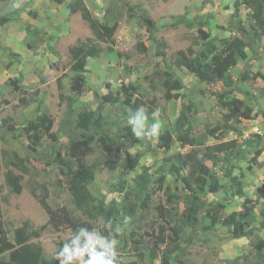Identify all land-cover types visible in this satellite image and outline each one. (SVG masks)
<instances>
[{"label": "rangeland", "instance_id": "1", "mask_svg": "<svg viewBox=\"0 0 264 264\" xmlns=\"http://www.w3.org/2000/svg\"><path fill=\"white\" fill-rule=\"evenodd\" d=\"M72 1L19 0V8L13 7L16 0L0 3V225L9 240L15 242V231L29 222L32 231L40 232L29 243L55 259L74 230L70 223L52 221L40 205L42 198L53 211L87 220L73 202L67 176L49 162L51 134L57 135L67 160H71L69 136L89 134L95 139L85 161L97 167L89 186L94 204L104 198L107 206L118 208L116 226L125 215L131 217L116 237L122 264H151L153 249L154 264H164L165 259L168 264H264L252 245L253 240L264 239L262 201L257 197V188L264 184V37L256 40L253 35L252 9L244 0H84L102 24L118 23L111 44L99 41L80 13L70 12ZM144 14L157 25L153 35L142 23ZM184 16L192 27H171ZM201 22L218 40L240 37L249 45L248 58L232 70L235 85L230 100L215 95L224 91L222 82L203 83L180 64L182 53L189 56L205 47L198 32ZM87 39L103 52L87 60L86 85L77 96L71 88L75 73L70 49ZM171 74L185 85L171 92L176 98L167 97L165 83L173 80ZM232 99L251 108L252 117L234 116L228 104ZM141 105L150 121L151 113L159 109L160 134L150 141L125 129L129 112ZM97 111L102 112L100 126L85 129L83 117L92 118ZM182 113L190 117L194 146L177 139L175 127ZM33 125L39 128L33 130ZM166 132L175 141L160 148ZM187 155L208 157L207 165L221 186L218 193L192 194L173 174L176 165L195 185L197 175L191 172ZM144 167L153 175L147 202L135 183ZM8 171L21 177L20 194L7 186ZM231 174L240 178L246 197L257 203L254 239L234 238L206 214L220 202L226 208L216 210L217 217L242 210L245 199L234 195ZM194 201L201 209L196 225L187 220ZM92 224L109 232L102 216ZM1 257L8 260L9 254Z\"/></svg>", "mask_w": 264, "mask_h": 264}, {"label": "trees", "instance_id": "2", "mask_svg": "<svg viewBox=\"0 0 264 264\" xmlns=\"http://www.w3.org/2000/svg\"><path fill=\"white\" fill-rule=\"evenodd\" d=\"M11 0H0V3H6ZM58 3H62L63 0H54ZM244 5L248 6L253 11L254 25L252 26L253 35L256 40H262L264 37V0H244ZM68 8L72 14L80 13L82 18L87 21L91 29L94 31L96 38L99 41L106 43H114V35L118 28V23L110 25L109 23L102 24L96 19L84 0H73ZM240 12V5H235V13L238 16ZM142 23L147 27V30L153 35L157 31L156 23L147 15L142 16ZM185 24L187 27H192L193 22L186 16L176 19L171 27L177 28L180 25ZM204 23H200L199 36L206 42L205 47L198 53H191L189 56L182 53L180 64L186 67L190 73L194 74L201 82L206 84H214L216 82H222L225 86L223 92L215 94L220 99L230 100V96L234 93L233 87L235 85L232 70L239 64L240 61L248 58L247 48L248 43L240 37L226 38L218 40L216 37H212L210 33L205 31ZM258 28L260 30H258ZM157 44V41H155ZM103 49L91 39L81 41L79 44L74 45L70 49L72 59V69L75 76L71 82V88L77 96H80L86 85L85 71L87 67V60L89 58L98 57L102 54ZM16 56L15 53H11ZM172 76V74L170 75ZM245 77L247 75H244ZM173 80L166 81L165 87L167 89L168 98L172 97V91H181L185 88L183 81L179 78L171 77ZM229 110L234 116L250 119L253 114V110L246 107L243 101L238 99H232L229 103ZM101 111L95 112V116L92 118L83 117L85 129L90 126H100ZM187 127V128H186ZM33 130H37L39 125H33ZM186 128L184 131L183 129ZM130 131L129 127L125 128ZM177 139L179 142L194 146L195 140L192 138V126L190 117L186 113H182L178 119L175 127ZM51 156L52 161L49 164H55L61 167L63 172L68 178V186L70 194L73 198V202L78 210L87 218V220L77 221L67 216V211H53L47 203V198L39 199L42 208L47 211L52 221L57 222L58 225L70 223L73 230L79 227H87L89 229L94 228L92 221L102 216L106 222L112 223L115 227V222L120 214V211L116 207L106 205V200L102 198L96 202L95 197L91 193L89 186L94 183L97 174V167L86 165V158L93 152L92 143L94 142V136L89 134H72L69 136V151L71 160H67L62 149L59 147V139L57 135H50ZM174 137L166 132L160 137L159 147H168L174 143ZM189 159L191 172L195 171V185H192L190 179L181 174V169L173 167V174L177 176L184 183L186 188L192 192V194L203 193H218L221 190L218 179L212 174V171L207 165V156L201 158L187 155ZM232 183L235 191L234 195L240 198H244L242 210L239 212H233L227 217H217L215 211H222L226 208V204L217 203L216 206L207 210V216L212 219V224H221L228 228L230 234L234 238H248L254 239L256 235V224L258 223L259 216L257 213V203L246 197L244 192V185L238 176L231 174ZM161 183L164 182V177L159 179ZM5 181L7 186L15 194H20L23 190L22 179L19 175L14 174L12 171H8L5 174ZM135 183L139 192L142 194L144 202L150 200L152 195L151 185L153 183V175L149 173V169L144 167V171L135 179ZM3 192V185L0 179V218L2 217V200L1 194ZM257 197L262 201L261 217L264 218V184L257 188ZM65 210V209H62ZM201 209L196 206V201L187 212V220L190 224L196 225L199 211ZM215 213V215H213ZM66 216V217H65ZM66 218V219H65ZM63 219L66 222H63ZM264 228V223H263ZM32 226L29 222H26L22 227L15 231V242H11L8 238L7 232L0 225V264H58L56 259L50 260L45 256L44 250L38 245L29 243V240L33 234L39 236L40 232L32 231ZM105 235H108L107 231H103ZM254 250L264 263V239H257L252 241ZM62 246V245H61ZM8 253L9 259L5 260L2 255ZM156 259V250L153 249L151 253V264H154ZM164 264H168V259H165Z\"/></svg>", "mask_w": 264, "mask_h": 264}, {"label": "clouds", "instance_id": "3", "mask_svg": "<svg viewBox=\"0 0 264 264\" xmlns=\"http://www.w3.org/2000/svg\"><path fill=\"white\" fill-rule=\"evenodd\" d=\"M19 8V0L13 4ZM159 109L149 113L144 105L129 112L127 125L137 139L153 140L160 134V122L157 119ZM131 217L125 215L121 225L115 227L109 221L104 225L108 235L96 228L79 227L75 229L70 238L63 243L55 254L58 264H122L116 237L121 234L123 227L128 225Z\"/></svg>", "mask_w": 264, "mask_h": 264}]
</instances>
